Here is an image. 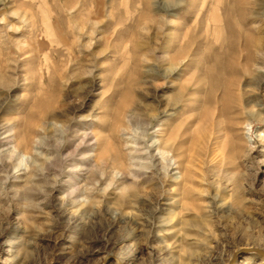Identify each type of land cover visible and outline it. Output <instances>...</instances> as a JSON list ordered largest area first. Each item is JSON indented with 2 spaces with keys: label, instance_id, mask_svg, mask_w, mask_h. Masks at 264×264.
<instances>
[{
  "label": "rangeland",
  "instance_id": "obj_1",
  "mask_svg": "<svg viewBox=\"0 0 264 264\" xmlns=\"http://www.w3.org/2000/svg\"><path fill=\"white\" fill-rule=\"evenodd\" d=\"M0 264H264V0H0Z\"/></svg>",
  "mask_w": 264,
  "mask_h": 264
},
{
  "label": "bare ground",
  "instance_id": "obj_2",
  "mask_svg": "<svg viewBox=\"0 0 264 264\" xmlns=\"http://www.w3.org/2000/svg\"><path fill=\"white\" fill-rule=\"evenodd\" d=\"M250 116L254 117V116H256V115H255L254 113H251ZM156 143H157V142H156ZM130 158H131V160L133 159L132 156H131ZM133 161H134V160H133Z\"/></svg>",
  "mask_w": 264,
  "mask_h": 264
}]
</instances>
